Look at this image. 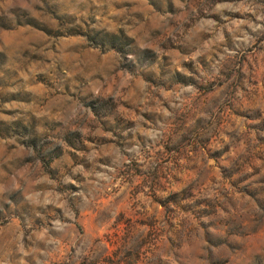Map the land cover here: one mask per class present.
<instances>
[{"label":"rangeland","instance_id":"374dc122","mask_svg":"<svg viewBox=\"0 0 264 264\" xmlns=\"http://www.w3.org/2000/svg\"><path fill=\"white\" fill-rule=\"evenodd\" d=\"M0 264H264V0H0Z\"/></svg>","mask_w":264,"mask_h":264}]
</instances>
